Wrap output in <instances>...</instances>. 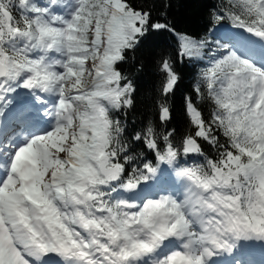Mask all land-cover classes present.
<instances>
[{
    "label": "snow or ice",
    "instance_id": "1",
    "mask_svg": "<svg viewBox=\"0 0 264 264\" xmlns=\"http://www.w3.org/2000/svg\"><path fill=\"white\" fill-rule=\"evenodd\" d=\"M171 7L0 0V264H251V250L264 254V0H221L212 29L239 31L212 40L176 33ZM162 32L179 47L159 61L158 123L129 133L136 86L121 66ZM184 61L204 66L177 143L169 97Z\"/></svg>",
    "mask_w": 264,
    "mask_h": 264
},
{
    "label": "trees",
    "instance_id": "2",
    "mask_svg": "<svg viewBox=\"0 0 264 264\" xmlns=\"http://www.w3.org/2000/svg\"><path fill=\"white\" fill-rule=\"evenodd\" d=\"M141 2L142 0H132L133 4H140ZM220 3L221 0H172V7L168 12L167 20L174 26L176 33L187 34L194 38L206 37L212 40L214 36L211 33L212 26L209 23V13ZM222 24L231 25L228 21H224ZM178 47V35L172 32L153 33L148 36L139 52L136 53L137 59L121 66L126 74L130 75L136 86L135 108L128 113L127 117L123 118L129 133L140 130L149 121L158 123L154 101L158 99L162 85L159 61L167 58L175 59ZM131 64H135L136 68L129 71ZM203 66H194L188 61L176 62L175 64L181 81L174 94L169 97L172 119L168 127L176 129L177 143L190 128L188 117L184 111V98L186 95H193L195 99L192 90ZM197 107L205 119L209 118L211 107L208 103L197 101ZM205 152L215 156V153L207 145Z\"/></svg>",
    "mask_w": 264,
    "mask_h": 264
}]
</instances>
